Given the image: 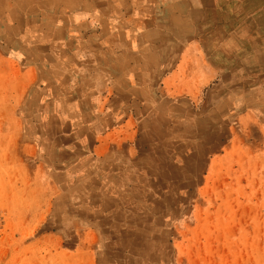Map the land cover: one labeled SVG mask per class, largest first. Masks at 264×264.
I'll return each mask as SVG.
<instances>
[{
  "label": "rangeland",
  "instance_id": "1",
  "mask_svg": "<svg viewBox=\"0 0 264 264\" xmlns=\"http://www.w3.org/2000/svg\"><path fill=\"white\" fill-rule=\"evenodd\" d=\"M210 1L99 51L0 41V264H264V0Z\"/></svg>",
  "mask_w": 264,
  "mask_h": 264
},
{
  "label": "crops",
  "instance_id": "2",
  "mask_svg": "<svg viewBox=\"0 0 264 264\" xmlns=\"http://www.w3.org/2000/svg\"><path fill=\"white\" fill-rule=\"evenodd\" d=\"M156 2H163L160 10L165 13L163 18L185 25L194 17H202L205 8L204 0H0V27L10 36L0 41L49 42L60 44L58 47L66 43V48L73 44L75 50L92 43L95 44L91 46L93 50L108 49L106 43L120 41L119 28L123 26L131 30L129 42L137 40L139 20L150 17L148 14L154 10ZM210 2L218 18L251 17V0ZM143 4H147L146 10L139 9ZM230 6L233 9L229 11ZM26 27L29 31L24 30ZM31 30L37 33L33 39L26 33Z\"/></svg>",
  "mask_w": 264,
  "mask_h": 264
}]
</instances>
